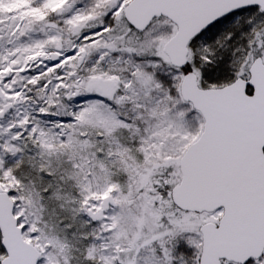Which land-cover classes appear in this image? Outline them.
Returning <instances> with one entry per match:
<instances>
[{"label": "snow or ice", "instance_id": "1", "mask_svg": "<svg viewBox=\"0 0 264 264\" xmlns=\"http://www.w3.org/2000/svg\"><path fill=\"white\" fill-rule=\"evenodd\" d=\"M0 264H264V0H0Z\"/></svg>", "mask_w": 264, "mask_h": 264}]
</instances>
